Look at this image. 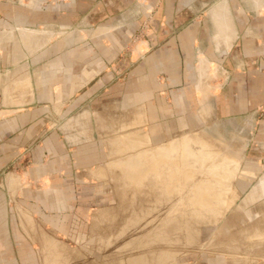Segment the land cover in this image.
<instances>
[{
    "label": "crops",
    "instance_id": "1",
    "mask_svg": "<svg viewBox=\"0 0 264 264\" xmlns=\"http://www.w3.org/2000/svg\"><path fill=\"white\" fill-rule=\"evenodd\" d=\"M248 1L263 24L264 0ZM187 4L178 0H0V23L12 24L17 34L18 28H26L25 35L38 34L45 43L57 39L55 46L41 43L39 50L30 51L37 50L34 53L23 48L25 61L38 52L52 58L16 65L18 78H26V93L18 96L23 103L14 100L16 95L9 101L58 108L57 113L32 109L21 113L24 127L19 122L14 137L0 147L11 154L33 155L30 147L39 153L30 161L10 162L14 169L3 179L6 188L0 186L4 190L0 191V264H33L32 245L18 234L25 227L17 221L24 225L32 215H44V195L51 194L63 206L69 199L89 200L81 193L97 182L93 173L99 166L97 153L103 147H123L122 141L116 143L119 137L134 133L159 143L165 132L171 135L182 126L191 128L195 118L256 117L258 105H264V31L239 38L229 4L221 0L210 9L214 31L199 33L192 26L195 18L187 15L188 9L184 11ZM150 7L167 10L157 17L162 27L148 35L150 42L142 49L137 47L136 57L128 58L113 47V41L128 40L129 14ZM181 23L186 26L174 30ZM205 37L206 44L198 48ZM238 38L243 39L242 49L235 45ZM21 88L16 85L14 93ZM258 88L262 89L259 96ZM45 120L56 121V126L49 127L48 122L38 128ZM12 177H19L18 184L10 183ZM31 192L41 201L36 208L29 200ZM11 205L16 222L9 217Z\"/></svg>",
    "mask_w": 264,
    "mask_h": 264
},
{
    "label": "rangeland",
    "instance_id": "2",
    "mask_svg": "<svg viewBox=\"0 0 264 264\" xmlns=\"http://www.w3.org/2000/svg\"><path fill=\"white\" fill-rule=\"evenodd\" d=\"M178 1L188 2L184 11L188 9L187 15L195 18L192 26L199 33L214 31L210 9L221 0ZM227 2L239 38L264 31V23H259L248 0ZM142 11L135 16L129 14L125 25L128 40L122 44L113 41V47L123 50L128 58L136 57L137 47L150 42L148 35L162 27L157 17L167 14L160 7ZM174 26L180 31L186 24ZM23 29H17L18 35L12 24L0 23V116L6 113L0 117V147L14 137L19 122L24 127L26 120H21V113L30 109L58 112L54 104L47 108L9 101L16 95L14 100L23 103L18 96L23 98L26 93V78H18L16 65L52 58L38 52L25 61L23 48L30 52L41 43L47 48L57 43V39L45 43L34 33L42 30L29 36ZM52 30L58 31L57 27ZM239 38L235 45L242 49L243 39ZM206 41V37L198 41V48ZM235 55L242 58L243 54ZM16 85L22 88L14 93ZM260 91L258 88V96ZM48 122L49 127L56 126V121L45 120L38 128H45ZM165 133L158 138L159 143L129 133L116 142L122 141L123 147H103L104 151L97 153L99 166L93 171L97 182L86 185L90 189L81 193L89 200L69 199L63 206L55 203L51 194L44 195V215L34 214L24 225L16 220L11 205L9 217L25 227V232L18 234L30 241L33 264H264V105H258L253 120L195 118L191 128L182 126L171 135ZM27 134L30 140L31 132ZM30 148L33 155L39 154ZM33 155L0 150L3 189L4 177L14 169L10 162L30 161ZM9 180L18 184L19 177ZM29 197L34 208L41 203L34 192Z\"/></svg>",
    "mask_w": 264,
    "mask_h": 264
},
{
    "label": "bare ground",
    "instance_id": "3",
    "mask_svg": "<svg viewBox=\"0 0 264 264\" xmlns=\"http://www.w3.org/2000/svg\"><path fill=\"white\" fill-rule=\"evenodd\" d=\"M24 33V32H23ZM22 35V34H21ZM29 39V38H28ZM24 40V39H23ZM32 43V42H31ZM35 43V42H34ZM38 45V44H37ZM29 51V50H28Z\"/></svg>",
    "mask_w": 264,
    "mask_h": 264
}]
</instances>
